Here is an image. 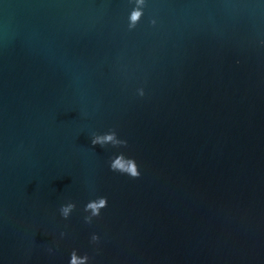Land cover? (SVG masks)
<instances>
[{
  "label": "water",
  "instance_id": "95a60500",
  "mask_svg": "<svg viewBox=\"0 0 264 264\" xmlns=\"http://www.w3.org/2000/svg\"><path fill=\"white\" fill-rule=\"evenodd\" d=\"M261 41L264 0H0V264H264Z\"/></svg>",
  "mask_w": 264,
  "mask_h": 264
},
{
  "label": "clouds",
  "instance_id": "9594fccd",
  "mask_svg": "<svg viewBox=\"0 0 264 264\" xmlns=\"http://www.w3.org/2000/svg\"><path fill=\"white\" fill-rule=\"evenodd\" d=\"M144 4V0H135V5L140 6ZM141 17V11L138 10V7H135L129 15V27L131 28L136 24V22ZM264 44V41H261ZM137 95L143 96L144 92L142 89H137ZM90 143L93 147L99 146L102 149L110 146L112 148L126 147V141L120 139L117 136L116 131L113 129H108L105 132H92L90 134ZM121 161L127 164L129 167H124L123 165L119 166ZM109 170L114 172H119L125 174L131 178H138L140 173L138 171L137 163L132 158H127L123 153L117 154L114 157L109 159ZM107 206V199L105 197H97L94 200H89L83 208V211L87 214L84 216V223L91 224L93 218H97L101 214V210ZM76 205L73 202L61 203L57 209L58 215L61 220L67 221L70 215L73 213ZM60 238H64L65 233L61 231L59 233ZM100 237L93 233L90 236V244L97 245L99 244ZM48 253H52V249H47ZM68 264H91V257L87 254H78L77 250L73 249L70 252Z\"/></svg>",
  "mask_w": 264,
  "mask_h": 264
}]
</instances>
